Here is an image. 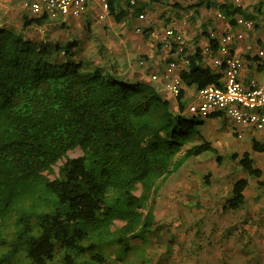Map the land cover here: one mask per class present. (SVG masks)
I'll list each match as a JSON object with an SVG mask.
<instances>
[{"label": "trees", "instance_id": "1", "mask_svg": "<svg viewBox=\"0 0 264 264\" xmlns=\"http://www.w3.org/2000/svg\"><path fill=\"white\" fill-rule=\"evenodd\" d=\"M108 3L115 22L146 7ZM219 9L230 21L243 12L232 4ZM44 21L26 18L23 28ZM77 42L52 54L47 42L0 28V264H103L112 247L126 256L155 224L161 184L187 159L215 151L200 132L205 120L183 114V90L173 112L156 89L127 83L114 64L73 60ZM180 77L201 88L218 84L219 74L202 66L197 49ZM195 137L201 142L178 156ZM76 147L81 155L69 157ZM252 149L263 152L264 144L252 139ZM230 158L263 186L248 152ZM247 185L235 180L222 210L242 208ZM116 219L123 225L111 230Z\"/></svg>", "mask_w": 264, "mask_h": 264}, {"label": "rangeland", "instance_id": "2", "mask_svg": "<svg viewBox=\"0 0 264 264\" xmlns=\"http://www.w3.org/2000/svg\"><path fill=\"white\" fill-rule=\"evenodd\" d=\"M139 1L147 5L143 10L146 19L139 24L141 32L135 31L136 26L131 28L126 23H117L109 16L108 20L92 22L89 29L83 18L69 20L66 26L47 20L45 27L26 35L37 39L36 43L47 42L52 54H57L56 45L62 47L60 52L63 54L65 46L74 45L77 40L78 45L72 50L73 60L104 69L114 64L124 79L132 78L133 74L140 77L146 75V69H151L146 49L149 53L151 48L160 47L168 27L177 30L176 25L184 26L189 20L188 13L182 10L191 7L187 4L189 1ZM258 1L261 0H257V5ZM203 7L202 10L208 9ZM15 34L25 37L20 29H16ZM192 90L194 88L189 92ZM162 92L166 93L164 89ZM204 120L201 135L215 151L187 159L161 184L154 196L155 224L150 233L144 239L134 240V248L124 257L118 258L113 252L114 247L110 248L103 264H140L144 259L149 264H264V187L258 186L254 177L230 158L232 153L241 155L247 151L258 166L264 154L260 156L262 153L253 151L248 136L238 138L229 120L218 117ZM199 142L201 139L195 137L182 147L178 156ZM81 153L76 147L67 155L77 157ZM53 171L50 178L57 175V166ZM239 178L250 180L245 190L246 205L241 210H222L233 182ZM122 225L123 221L116 219L111 230Z\"/></svg>", "mask_w": 264, "mask_h": 264}, {"label": "built area", "instance_id": "3", "mask_svg": "<svg viewBox=\"0 0 264 264\" xmlns=\"http://www.w3.org/2000/svg\"><path fill=\"white\" fill-rule=\"evenodd\" d=\"M133 4L134 0H130ZM243 0H233V5L241 7ZM2 0H0V7ZM21 6L32 17H43L60 25H67L69 20H76L94 12L97 20L104 19L109 14L108 0H21ZM137 19L144 21L146 16L140 12ZM217 17L225 18L222 13ZM235 28L217 37L216 48H206L210 63L216 74H219L218 84H208L197 88L192 99L185 105L183 114L189 117L206 119L211 115L229 120L237 136L240 138L242 129L253 131L264 130V46L256 50L254 66L260 77H251L248 83L242 79L244 59L238 54L234 45L244 40L245 33L254 28V19L242 15H234ZM136 32H141L139 26ZM163 47L171 48L182 54L186 48L183 36L179 31L168 27L164 31ZM217 55H214V53ZM189 63L188 57H183L181 63L169 61L159 74H153L150 80L160 83L162 88L173 98L180 94L183 81L180 77L184 65ZM140 64H143L140 62Z\"/></svg>", "mask_w": 264, "mask_h": 264}, {"label": "crops", "instance_id": "4", "mask_svg": "<svg viewBox=\"0 0 264 264\" xmlns=\"http://www.w3.org/2000/svg\"><path fill=\"white\" fill-rule=\"evenodd\" d=\"M185 1H189V3L187 4L191 8L190 9L188 8L187 10H182V11L184 12L186 11L188 13L187 16H188L189 21L185 23L184 26H181V23L176 25L177 31H179V33L182 34L184 42H185L186 48L184 49L183 53L179 54L176 51L175 45H173L171 48L163 47V41H165V38L163 36L162 45H160V47L158 46L156 48H151L149 53L146 49V52H147L146 54H148L147 56L148 67L151 68V69H146V75L143 74V75H140V77H137V76H134L133 74L132 78L125 79L127 83H131V84L138 83V82L144 83L156 89L158 94L162 98L168 100L170 104V109L173 112L177 111L176 99L173 98L171 95H169L167 92L164 94L162 92L163 90L162 85L160 83H153L150 80V77L153 74H159L163 70L165 65L171 60H177L181 63V61L183 60V57L184 58L188 57V59H190V56H192L193 53L197 49L199 50V54L201 56L202 66L207 67L208 69H210V71L216 73L210 63L211 56L209 55V52L206 51V48L212 47L214 50L216 48L217 37L235 28L234 21H230L229 17L225 15H224L225 18L217 17V13H222L219 9V5L221 4H232L233 5V0H222L221 2H219L218 0H178V2H185ZM250 1L251 0H243V4L241 6V10L243 12L242 14H238V15H242L244 17L248 16L247 18H253L254 23H255L254 28L251 31H247L245 33L244 40L234 45L235 51L238 54H240L242 58L244 59L245 64L242 70V79L244 80L245 83H248L251 77H258V76L260 77V73L257 71L256 67L254 66V59H256L255 57L256 50L259 47L264 46V11H263L264 10V0L258 1V5L256 3L257 0H254V2L251 1V3ZM203 5H205V7H207L208 9L202 10L204 8ZM208 5H211V7H208ZM146 8H147V5H146ZM142 12L145 13V11H142ZM109 16L112 18V20H114V18L110 14H108L102 20H97L95 18L94 12L91 11V13L83 17V19L86 20L85 25L91 28L92 22L108 20ZM31 17L32 15L27 10L22 8L21 0H2V5L0 7V28L12 31L13 33H15L16 29H20L22 33H25V37H23L24 39H28V40L35 42V40L37 39L31 38L30 36L28 37L26 33L36 32L35 31L36 29L39 31L40 28L45 27L47 20H45L41 25L35 26L34 24H32L24 29L23 28L24 19L26 18L28 19ZM80 19H76V20L78 21ZM140 22L142 21L137 19L136 16L133 17L132 15H128L121 22H117V23H126L127 26L133 28L135 26H139ZM79 25H82V24L79 23ZM28 29H31L32 31H29ZM84 38H85V35H84ZM214 55H217L216 51ZM186 68L187 66L184 65L183 71L186 70ZM147 78H149V81ZM191 88H194V90L189 92ZM196 89L197 88L193 85L186 86L183 83V87H182V90L184 91L183 102L185 105L190 101L188 100V98L190 96L193 97V93L195 92ZM174 107H175V110H174ZM211 117L222 118L217 115H211L207 118L210 119ZM240 130L242 131V135H241L242 138L243 136L244 137L248 136L249 139H251V148H252V139H255L259 144H264V130L253 131V130L242 129V128ZM259 153H262L260 155L262 156L264 154V151L259 152ZM249 155L251 159L253 160L254 166L258 167L262 171V176L259 179L263 182V186L261 187H264V158L262 156L260 158L261 164L256 166L254 159L251 156V153H249ZM246 179L248 180V185H247L248 187L250 184V180L248 178ZM245 190H244V196H245V199H247ZM245 205H246V202H245ZM241 209L242 208H240L239 210Z\"/></svg>", "mask_w": 264, "mask_h": 264}]
</instances>
